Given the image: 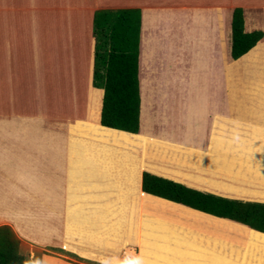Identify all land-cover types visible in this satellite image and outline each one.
<instances>
[{
  "label": "crops",
  "instance_id": "crops-1",
  "mask_svg": "<svg viewBox=\"0 0 264 264\" xmlns=\"http://www.w3.org/2000/svg\"><path fill=\"white\" fill-rule=\"evenodd\" d=\"M237 6L245 31L264 32L259 0H0V100L12 102L0 104V225L97 264H264V232L142 189L149 171L264 202V93L245 92L264 88V35L232 59ZM126 7L141 10L138 133L100 123L93 24L84 32L96 10ZM71 52L90 53L82 111L72 84L52 87ZM41 264L91 263L52 252Z\"/></svg>",
  "mask_w": 264,
  "mask_h": 264
},
{
  "label": "trees",
  "instance_id": "trees-1",
  "mask_svg": "<svg viewBox=\"0 0 264 264\" xmlns=\"http://www.w3.org/2000/svg\"><path fill=\"white\" fill-rule=\"evenodd\" d=\"M231 26V56L236 60L256 46L264 32L244 30V10L240 6L233 9ZM140 31L139 8L100 9L95 12L93 85L103 89L100 123L131 133L140 130ZM142 189L264 232V202L204 192L149 171H143ZM21 246L22 240L15 230L8 224L0 225V264H28V255L22 252ZM44 253L50 252L38 250L37 255ZM74 256L78 258L76 254Z\"/></svg>",
  "mask_w": 264,
  "mask_h": 264
},
{
  "label": "rangeland",
  "instance_id": "rangeland-1",
  "mask_svg": "<svg viewBox=\"0 0 264 264\" xmlns=\"http://www.w3.org/2000/svg\"><path fill=\"white\" fill-rule=\"evenodd\" d=\"M187 1L189 3H192L193 2V0H187ZM259 1H264V0H259ZM92 18H91V20L89 19V21H87V23H85L87 25V27L85 28V30H84V24L83 23L82 24L79 23V25L76 28V30H77L76 33L77 34H82V31L83 30L86 33L87 30L90 29L91 25L92 24L94 25V22H93ZM92 31H93V29H92ZM259 44H260L259 47L261 49H263V47H264V41H262ZM76 51H77V49H76ZM88 54H90V53L87 52V54L86 53L85 54L84 53L83 54H79V53H76V52H71L70 56L72 58L75 57V61H74L73 67L71 68L72 70H71V73H70V77L69 76L66 77L67 80H68V77H69V81L67 82V80L65 78V81L66 82H64L63 85L52 84V87H54V88L58 87V90L62 94L64 92H66V89L68 88L67 83L69 85L72 84V100L74 98H75V100L72 101V104L71 105H73V102L75 104L78 103L79 104L78 105V109H81V111L85 107V104H84L85 103V99L84 98L87 97V95H88V88H89V87L87 88L88 82H89V79H90V74H89V69H88V66H89L88 63L89 62H88V60L86 58V56L88 57ZM76 56H77V59H76ZM235 66H237V65H235ZM233 78L236 79L235 78V75L233 76ZM232 81H233V79H232ZM253 81H255V80H253ZM237 82L238 81H236V84L233 83L231 85V90H233V92H242L241 89H238ZM260 86H262V85H260V84L254 85L253 82L250 83L248 81V82H246V88H245L246 91L245 92H250V94H256V93H259V92L264 93V88H260ZM193 88H196V85L190 86V89H193ZM1 99H2V100H0V104L1 105H2V102H4L6 104L5 106L7 108H8V106H11V104H12V102H10L11 100L6 99V98H1ZM48 104L51 107L52 102H50V103L48 102ZM0 109H1V106H0ZM72 112H73V110H72ZM262 120L264 121V113L262 114ZM118 131H120V130H118ZM116 199H117V201L119 200L120 203H123V200L125 198L124 197H118ZM21 240H22V246H21L22 247V252L28 255V261H29L28 264H41L42 255L43 254L41 256L40 255H37L38 254V250L39 251L40 250H45V251H49L50 253L57 252V253H59L62 256L66 255V256L73 257L74 259H76L78 261H82V260L79 259V258H82V257H80V256L77 255L78 258H76L74 255L68 253V251H59V248H54V247L53 248L52 247L50 248L48 246L34 244V243H32V242H30L28 240L27 241H25L23 239H21ZM88 263H90V262L88 261Z\"/></svg>",
  "mask_w": 264,
  "mask_h": 264
}]
</instances>
